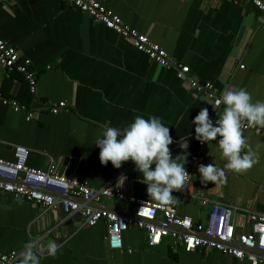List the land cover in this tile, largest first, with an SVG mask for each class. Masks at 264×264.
I'll list each match as a JSON object with an SVG mask.
<instances>
[{
	"label": "crops",
	"instance_id": "obj_1",
	"mask_svg": "<svg viewBox=\"0 0 264 264\" xmlns=\"http://www.w3.org/2000/svg\"><path fill=\"white\" fill-rule=\"evenodd\" d=\"M99 1L164 49L173 63L188 66L190 76L210 82L215 96L195 94L176 77L173 67L149 60L129 41L64 0H10L0 4V39L30 59L36 90L30 101H19L21 80L9 79L13 73L0 65V159L22 157L25 166L35 169H45L51 159L59 174L87 180L94 188L116 185L123 174L122 189L155 202L148 198L130 160L119 169L110 162L101 165L94 142L102 128L124 127L136 115L156 116L168 126L176 144L172 156L179 154L183 140L189 144L185 167L193 177L182 192L171 193L178 213L203 223L208 207L198 199H211L234 208L237 232H248L246 212L264 213V139L256 130L241 129L258 159L246 172L235 173L224 168L226 160L215 141L197 145L191 122L205 107L215 123L224 108L215 100L228 89L243 87L253 102L264 101V15L241 0ZM2 97L16 98L33 112L32 117L26 120L25 110L14 111ZM59 102L65 107L57 113L41 106ZM191 155L198 160L192 162ZM210 163L224 169L222 182H200L197 166ZM74 199L94 207L116 206L121 213L132 210V205L115 199L101 203ZM81 221L78 212L44 211L31 201L0 193V253H23L25 244L34 242L40 249V264H249L218 252H186L169 236L149 246L145 232L136 227L122 232V249L111 251L104 239V222L84 226ZM156 221L162 223L159 217ZM49 241L58 246L54 258L46 254Z\"/></svg>",
	"mask_w": 264,
	"mask_h": 264
},
{
	"label": "built area",
	"instance_id": "obj_2",
	"mask_svg": "<svg viewBox=\"0 0 264 264\" xmlns=\"http://www.w3.org/2000/svg\"><path fill=\"white\" fill-rule=\"evenodd\" d=\"M8 1L10 0H0V4ZM64 1L129 41L149 60L164 67H173L176 77L186 83L195 94L204 93L209 98L215 96V90L210 82H201L190 76L188 66L173 63L164 49L153 43L145 34L124 24L120 17L106 8L101 1ZM241 1L250 3L264 15V0ZM30 63V59L20 56L11 45L0 39V65L8 73L20 74L29 93L34 94L36 73L31 69ZM2 99L8 101L14 111L25 110L26 120L32 117L33 112L28 110L25 105L20 104L16 98L2 97ZM43 105L51 113H57L65 107L64 102H59L56 105L42 104L41 106ZM241 129L256 130L264 139V128L251 127L247 121H243ZM175 145H169L170 152L175 148ZM197 145L201 147L203 144L197 141ZM21 159L18 157L15 161L0 159V193L11 194L14 197L31 201L44 211L60 208L67 215L78 212L81 215V224L84 226H93L98 221H103L106 227L104 239L111 251L122 249V232L129 227H136L145 232L149 246L157 245L163 237L169 236L186 252L202 249L222 253L238 261L245 259L249 264H264V213L248 210L246 213L249 231L237 232L233 220L234 208L211 199L199 198V204L207 206L208 210L203 223H194L190 216L178 213L176 203L162 206L158 202H150L128 194L121 187L117 188L111 183L94 188L89 185L87 180L59 174L51 159L45 169L25 166ZM190 159L192 162H196L198 156L191 155ZM45 190L53 191L58 195H52ZM61 194L93 202H100L105 198L115 199L132 205L133 215L81 204L74 199L63 197ZM158 217L161 219V224L156 221ZM127 252L129 253L130 250ZM21 254V251L0 253V264H19Z\"/></svg>",
	"mask_w": 264,
	"mask_h": 264
},
{
	"label": "clouds",
	"instance_id": "obj_3",
	"mask_svg": "<svg viewBox=\"0 0 264 264\" xmlns=\"http://www.w3.org/2000/svg\"><path fill=\"white\" fill-rule=\"evenodd\" d=\"M215 104L217 107L224 105L223 112L215 123L209 118L205 107H201L193 118L191 123L194 126V138L207 145L215 141L221 157L226 160L224 168L244 173L257 163L258 157L242 135L241 124L247 121L251 127L264 128V101L253 102L250 93L241 87L225 90L215 100ZM173 142L168 126L159 117L144 118L136 115L124 127L102 128L94 145L99 148L101 165L110 162L113 168L119 169L122 162L130 160L135 166L134 171L140 174L138 181L146 185L148 198L162 206H168L177 200L171 193L182 192L193 177L185 167L186 157L189 155L188 142L183 140L179 143V154L172 156L169 145ZM197 172L202 184L222 182L224 178V169L212 163L198 165ZM125 179L123 174L118 176L115 186L122 187ZM24 247L19 264H40V257L37 255L39 247L34 242L27 243ZM57 251L55 241H49L46 254L54 258Z\"/></svg>",
	"mask_w": 264,
	"mask_h": 264
},
{
	"label": "trees",
	"instance_id": "obj_4",
	"mask_svg": "<svg viewBox=\"0 0 264 264\" xmlns=\"http://www.w3.org/2000/svg\"><path fill=\"white\" fill-rule=\"evenodd\" d=\"M13 76L19 78L22 82V86L20 87V91H19V93H17V99L19 101H22V99L24 98L25 101H27V102L30 101L31 99H33L34 94L29 93V91L27 89V85H26L25 81L23 80L22 76L18 73H13L12 75H10L9 79H12Z\"/></svg>",
	"mask_w": 264,
	"mask_h": 264
},
{
	"label": "water",
	"instance_id": "obj_5",
	"mask_svg": "<svg viewBox=\"0 0 264 264\" xmlns=\"http://www.w3.org/2000/svg\"><path fill=\"white\" fill-rule=\"evenodd\" d=\"M46 192H48V193H51L52 195H55V196H57L58 194L57 193H55V192H53V191H49V190H45ZM61 196H63V197H66V198H68V199H74L75 197L74 196H70V195H68V194H65V195H62L61 194ZM75 200V199H74ZM101 203V202H100ZM101 204H103L105 207L107 206V207H109L110 209H113V211H117L118 210V208L119 207H116V206H112V205H109V204H105V203H101ZM108 209V208H107ZM118 212V211H117ZM121 213V212H120ZM123 214H126V215H133V213L131 212V211H128V210H124V213Z\"/></svg>",
	"mask_w": 264,
	"mask_h": 264
}]
</instances>
